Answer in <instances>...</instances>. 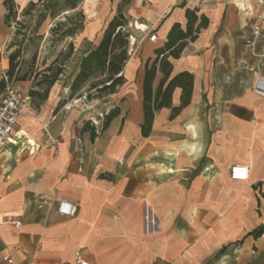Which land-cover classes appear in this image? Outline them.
<instances>
[{"label": "crops", "instance_id": "1", "mask_svg": "<svg viewBox=\"0 0 264 264\" xmlns=\"http://www.w3.org/2000/svg\"><path fill=\"white\" fill-rule=\"evenodd\" d=\"M30 1L14 0L19 12ZM102 1L70 39L76 61L116 12L119 0ZM186 8L207 18L170 59V77L192 76L189 103L171 116L181 103L175 87L143 137L145 65L174 23L185 26ZM263 11L264 0H132L123 12L124 83L90 99L85 86L69 100L68 83L56 82L34 111L23 109L2 147L0 215H18L21 226L0 223V264H78L77 254L93 264H264V235L250 233L264 224V96L255 90L264 83V30L252 34ZM5 13L0 0V78L12 35ZM161 78L157 70L153 94ZM113 107L106 130L93 139L80 131L83 119L97 127ZM245 163L248 179H231L230 166Z\"/></svg>", "mask_w": 264, "mask_h": 264}, {"label": "trees", "instance_id": "2", "mask_svg": "<svg viewBox=\"0 0 264 264\" xmlns=\"http://www.w3.org/2000/svg\"><path fill=\"white\" fill-rule=\"evenodd\" d=\"M83 0H36L30 1L19 12L14 0H3L6 13L4 25L15 29L13 39L6 46L9 64L0 78V94L12 81L32 79L27 96L39 105L45 100L51 87L60 82L61 77L72 67V78L68 82L67 99L79 96L84 92L86 99L103 97L114 93L124 83L123 65L128 58V33L125 31L127 19L124 7L132 0H119L114 16L106 23L98 43L81 53L78 60L73 56L75 46L71 38L84 28L85 14L79 8ZM197 9H185L186 23L181 27L174 23L169 29L166 40L161 47L154 50L155 58L145 65L142 82L143 121L139 125L140 134L147 137L151 128L154 111L170 106L171 93L175 87L182 89L181 103L172 109L171 116L189 103L192 76L180 72L170 77L172 63L170 59L180 56L188 41H193L200 28L206 27L207 18L196 14ZM22 19H19V18ZM199 19L198 24H196ZM50 21L48 37L40 33L45 21ZM46 42L47 49L38 63L39 46ZM30 50L28 59L25 54ZM162 74L155 93L152 82L156 71ZM67 84V83H65ZM64 85V84H63ZM119 114L118 107L110 108L101 118L97 127L90 121L84 122L80 131H88L93 139L109 126L111 120ZM257 237L264 235V224L258 225L250 232Z\"/></svg>", "mask_w": 264, "mask_h": 264}, {"label": "built area", "instance_id": "3", "mask_svg": "<svg viewBox=\"0 0 264 264\" xmlns=\"http://www.w3.org/2000/svg\"><path fill=\"white\" fill-rule=\"evenodd\" d=\"M264 30V11L259 18V24L252 29L253 36H259ZM148 40L155 42L157 36L155 33H149ZM255 90L264 96V83H258ZM67 92V88H64ZM85 99V95L83 96ZM29 97L26 95L21 86H7L5 92L0 96V152L5 143L9 140L13 132L18 117L22 114L23 109L27 106ZM251 165L250 163L235 164L229 168V176L233 180L245 181L249 177ZM61 204L59 209H61ZM0 223L13 225L16 228L21 226V220L18 215L5 213L0 215ZM76 263L78 264H93L85 261L76 255Z\"/></svg>", "mask_w": 264, "mask_h": 264}, {"label": "rangeland", "instance_id": "4", "mask_svg": "<svg viewBox=\"0 0 264 264\" xmlns=\"http://www.w3.org/2000/svg\"><path fill=\"white\" fill-rule=\"evenodd\" d=\"M116 3H117L116 0H112V2H111V4H113V5H115ZM102 4H103L102 0H84L82 2V4H80V9H83V11H86L87 19L90 22H93L95 20V18L97 17V13L101 9ZM124 11H125V7L123 9V12ZM19 19H22V18L20 17ZM49 25H50V21L47 20V21H45L43 26L40 28V33H44L46 37H48ZM14 29H15V25L13 24V29H11L12 30L11 39H13ZM11 39L9 40V42L11 41ZM8 43H6V45L3 48L4 53L7 51L6 50V46L8 45ZM45 43L46 42H42L40 44V46H39L38 63H39L41 57L44 55L45 50L47 49ZM81 43L82 42H80L79 45H82ZM7 54H8V52H7ZM29 55H30V50L27 51V53L25 54V56H24L25 59H28ZM72 70H73L72 67H70L68 69L67 73L64 74V76L61 77V80H60V82L58 84H60V85L64 84L65 85V83H68L69 82V76H71V74H72ZM31 83H32V79L28 78V79H26L24 81H12V82L9 83V86H21V87H23V89L26 90V93H27L28 89L30 88ZM27 105L29 107H31L33 111L35 110L33 108L34 107V102L31 99L28 101ZM25 111H26V109H25ZM27 112H28V110L26 111V114H30L31 118L34 116L33 113H31V112L27 113ZM87 121H90L91 125H93V123H94V119H89V120L83 119L82 120L83 123L87 122Z\"/></svg>", "mask_w": 264, "mask_h": 264}, {"label": "bare ground", "instance_id": "5", "mask_svg": "<svg viewBox=\"0 0 264 264\" xmlns=\"http://www.w3.org/2000/svg\"><path fill=\"white\" fill-rule=\"evenodd\" d=\"M143 27V26H142Z\"/></svg>", "mask_w": 264, "mask_h": 264}]
</instances>
